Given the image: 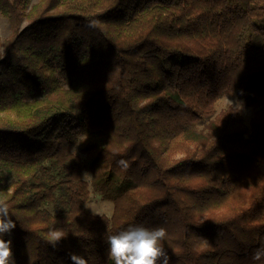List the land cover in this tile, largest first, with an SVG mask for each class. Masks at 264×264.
<instances>
[{"label": "trees", "instance_id": "trees-1", "mask_svg": "<svg viewBox=\"0 0 264 264\" xmlns=\"http://www.w3.org/2000/svg\"><path fill=\"white\" fill-rule=\"evenodd\" d=\"M0 14L15 264H114L106 236L137 225L167 230L169 264H264V0H0ZM227 93L261 105L250 130L216 113ZM83 171L110 219L84 209ZM52 228L67 233L55 248Z\"/></svg>", "mask_w": 264, "mask_h": 264}, {"label": "clouds", "instance_id": "clouds-1", "mask_svg": "<svg viewBox=\"0 0 264 264\" xmlns=\"http://www.w3.org/2000/svg\"><path fill=\"white\" fill-rule=\"evenodd\" d=\"M243 93L241 92V95ZM232 113H238L243 109L242 101H230L224 98ZM117 165L127 170L129 164L121 159ZM84 176L91 178L87 173ZM16 227L15 222L9 214V205L6 200L0 199V264H15L12 241L4 239L10 235ZM46 239L54 248L67 233L62 228H52L46 234ZM167 237V230L164 227L146 228L143 226H131L116 234H108L105 243L109 258L114 264H169V257L164 250L163 241ZM72 264H88V261L81 255L69 253ZM264 259V238L262 245L254 250L253 261Z\"/></svg>", "mask_w": 264, "mask_h": 264}, {"label": "rangeland", "instance_id": "rangeland-1", "mask_svg": "<svg viewBox=\"0 0 264 264\" xmlns=\"http://www.w3.org/2000/svg\"><path fill=\"white\" fill-rule=\"evenodd\" d=\"M35 2L36 0H32ZM27 25L26 20L23 18L20 23V29L24 28ZM13 34V29L11 28L7 19L0 14V52H3V44L7 41ZM225 97H227L230 101H242L243 102V109L239 112L244 119V124L250 130V122L251 118L253 117L254 113L258 111V107L254 109H249L245 106V102L237 96L235 93H227L225 94L215 105L216 113L220 111H224L229 106L225 102ZM74 152L78 154L82 159L85 158V154L80 152L78 149H74ZM260 170L264 173V165H260ZM87 173L83 171L82 179L85 180L89 185V200L84 205V209L95 216H105L107 218H111L113 214V204L109 201L102 199L99 193L95 192L91 185V178L84 176ZM91 176L90 173H87Z\"/></svg>", "mask_w": 264, "mask_h": 264}]
</instances>
